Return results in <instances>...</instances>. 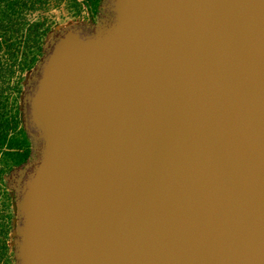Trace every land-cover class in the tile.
Masks as SVG:
<instances>
[{
    "label": "water",
    "instance_id": "obj_1",
    "mask_svg": "<svg viewBox=\"0 0 264 264\" xmlns=\"http://www.w3.org/2000/svg\"><path fill=\"white\" fill-rule=\"evenodd\" d=\"M20 110L14 264H264V0H103Z\"/></svg>",
    "mask_w": 264,
    "mask_h": 264
},
{
    "label": "rangeland",
    "instance_id": "obj_2",
    "mask_svg": "<svg viewBox=\"0 0 264 264\" xmlns=\"http://www.w3.org/2000/svg\"><path fill=\"white\" fill-rule=\"evenodd\" d=\"M26 5L11 13V21H5L0 30V114L10 119L20 111L25 82L43 56L47 37L70 25L90 26L97 22L103 0H19ZM10 19V18H9ZM37 26V34L34 33ZM35 41V42H34ZM9 131L8 139L23 135ZM21 148L0 149V264H14L13 229L15 225L14 194L9 188L8 177L26 161L14 165L7 153L19 151L31 154V142L27 135Z\"/></svg>",
    "mask_w": 264,
    "mask_h": 264
},
{
    "label": "trees",
    "instance_id": "obj_3",
    "mask_svg": "<svg viewBox=\"0 0 264 264\" xmlns=\"http://www.w3.org/2000/svg\"><path fill=\"white\" fill-rule=\"evenodd\" d=\"M85 1L90 5L93 4V0H85ZM23 4L26 5L27 4L26 1L21 2L19 0H0V30L4 29L3 24L5 21L12 20L10 14L17 12V10L23 7ZM34 33L37 34V26ZM4 116L5 115L0 114V149L4 145H6L9 150L19 149L21 148V144L24 142V140H26L25 137L26 133L24 132L20 111L17 112L16 116L11 117L10 119L8 118L4 119ZM19 126H20L19 133L23 135L24 138L23 141L18 139L15 135L11 136L8 139L7 136L9 131H16ZM7 156H11V161L14 165H18L21 162L27 161V159L29 158L27 153L20 154L19 151L13 153H7Z\"/></svg>",
    "mask_w": 264,
    "mask_h": 264
}]
</instances>
